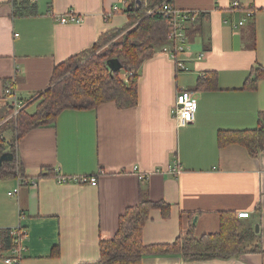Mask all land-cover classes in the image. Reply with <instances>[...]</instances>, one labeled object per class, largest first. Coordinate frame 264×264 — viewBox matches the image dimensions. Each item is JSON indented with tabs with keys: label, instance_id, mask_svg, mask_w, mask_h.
Masks as SVG:
<instances>
[{
	"label": "crops",
	"instance_id": "obj_1",
	"mask_svg": "<svg viewBox=\"0 0 264 264\" xmlns=\"http://www.w3.org/2000/svg\"><path fill=\"white\" fill-rule=\"evenodd\" d=\"M124 1L33 0L38 15L15 18L14 0H0V111L7 87L32 102L50 88L56 66L124 28ZM234 1L174 0L178 10L199 14V31L188 36V50L179 56L187 71L163 51L167 44L157 49L137 72L136 107L106 103L67 110L54 127L32 130L19 143L23 176L0 183V243L2 232L27 233L20 264L97 263L100 242L115 237L120 218L144 194L171 208L167 219L151 211L143 230L146 246L174 244L191 227L197 238L218 233L221 214L233 212L250 214L246 219L255 231L259 227L264 250V150L252 157L243 145H218L219 132L254 130L264 112V78L256 90H243L252 70L264 69V0H237L235 8ZM70 11L84 22L60 23ZM210 72L217 74L218 89L197 91L198 80ZM183 90L197 98L194 123L186 127L173 115ZM35 109L32 104L27 110ZM48 169L55 175L47 176ZM80 177L98 182L60 183ZM18 187L16 196L8 195ZM0 255L6 264L13 252L0 248ZM143 264H264V257L185 261L164 255L145 257Z\"/></svg>",
	"mask_w": 264,
	"mask_h": 264
},
{
	"label": "trees",
	"instance_id": "obj_2",
	"mask_svg": "<svg viewBox=\"0 0 264 264\" xmlns=\"http://www.w3.org/2000/svg\"><path fill=\"white\" fill-rule=\"evenodd\" d=\"M161 2L162 0H135V6L131 4L124 12L129 18V23L124 28L103 36L90 50L56 66L50 88L28 103L17 116H12V105L5 103L0 111V158L10 152L14 159L0 166V183L23 176L17 147L25 136L35 129L54 127L64 111L94 110L106 103H115L120 110L138 105L137 72L145 61L155 55L157 49L167 44L171 30L170 22L164 16L149 13ZM37 15V5L31 0H14L15 18ZM252 27L249 43L254 47L256 35L254 25ZM198 31L199 28L192 26L188 36L194 37ZM120 35L121 39L113 42L106 51L97 52L104 44ZM111 59H117L125 73L134 74L124 79L121 76L122 72L111 73L107 65ZM263 78L264 69L261 66L255 67L243 90H256ZM6 83L8 85L9 81ZM217 89V74L214 72L207 73L205 78L198 80L197 91ZM32 104H36V109L31 114L27 109ZM9 130L13 135L10 142L4 138V133ZM231 144L243 145L252 157L259 156L264 150V112L259 113L258 127L254 130L218 133L220 148ZM47 171H49L47 176L55 175L52 170ZM152 210H160L165 219L171 215L168 204L153 202L144 194L140 204L127 209L120 218L115 237L100 242V260L94 264H143L145 257L164 255H181L185 261L229 260L246 254H260L264 257L261 234L256 233L246 218H239L233 212L221 214L218 233L197 238L194 228L191 227L174 244L146 246L143 242V230ZM0 248L9 251L14 248L10 231L2 232Z\"/></svg>",
	"mask_w": 264,
	"mask_h": 264
},
{
	"label": "built area",
	"instance_id": "obj_3",
	"mask_svg": "<svg viewBox=\"0 0 264 264\" xmlns=\"http://www.w3.org/2000/svg\"><path fill=\"white\" fill-rule=\"evenodd\" d=\"M33 1V0H31ZM135 6V0H125L123 2L124 8L130 5ZM233 7H240L237 0L234 1ZM115 12L119 11V7L114 9ZM150 14H161L164 16L171 25L170 33L168 34L167 46L163 49L164 52L170 54L172 59L177 63L179 71H187L184 62L179 56L188 50V30L194 26L198 21L199 14L197 12H182L174 6V0H162L161 4L152 9ZM250 16L251 14L248 13ZM59 22L62 24H77L80 25L84 22V18L77 15L75 12L70 11L67 14L59 17ZM244 22H240L238 26H243ZM203 56L201 55L199 59ZM134 73H127V76H132ZM4 99L13 107L12 116H17L18 113L24 109L28 102L19 98L13 88H6L4 91ZM197 110L196 94L192 91L183 90L177 95L176 105L173 109V115L180 127H186L194 123ZM178 173L177 167L174 170ZM141 179H144L143 176ZM78 182L81 184L96 185L98 182L97 177H80V178H61L60 183ZM21 184V181H20ZM19 193V187L12 192L9 196H16ZM239 218H249V213H241ZM13 237L14 248L12 249L13 257L5 260L6 264H20L21 255L24 250L23 242L27 237V233L22 228H16L10 231Z\"/></svg>",
	"mask_w": 264,
	"mask_h": 264
},
{
	"label": "water",
	"instance_id": "obj_4",
	"mask_svg": "<svg viewBox=\"0 0 264 264\" xmlns=\"http://www.w3.org/2000/svg\"><path fill=\"white\" fill-rule=\"evenodd\" d=\"M109 70L111 73H118L123 70L122 64L117 59H111L107 63ZM14 159V156L12 153L7 152L3 154L0 158V166L3 165L4 162H12ZM256 231L259 232V227H256Z\"/></svg>",
	"mask_w": 264,
	"mask_h": 264
},
{
	"label": "rangeland",
	"instance_id": "obj_5",
	"mask_svg": "<svg viewBox=\"0 0 264 264\" xmlns=\"http://www.w3.org/2000/svg\"><path fill=\"white\" fill-rule=\"evenodd\" d=\"M121 35L119 36V37H117L116 39H114L113 41H111V42H109V43H107V44H104L97 52L98 53H101V52H104V51H106L109 47H110V45L113 43V42H115L116 40H118V39H121ZM98 53H95V54H98ZM31 111H33V110H30L29 112H31ZM5 122V121H4ZM4 122H2V123H4ZM9 131H11V130H9ZM4 136L7 138V139H10V135L7 133V132H5L4 133Z\"/></svg>",
	"mask_w": 264,
	"mask_h": 264
}]
</instances>
